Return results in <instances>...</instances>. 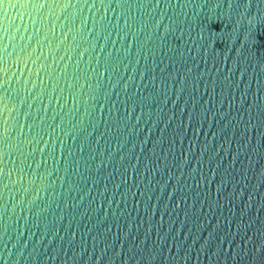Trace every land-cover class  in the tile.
<instances>
[{"label":"water","instance_id":"95a60500","mask_svg":"<svg viewBox=\"0 0 264 264\" xmlns=\"http://www.w3.org/2000/svg\"><path fill=\"white\" fill-rule=\"evenodd\" d=\"M4 3L0 264H264V0Z\"/></svg>","mask_w":264,"mask_h":264},{"label":"snow or ice","instance_id":"6c2138e0","mask_svg":"<svg viewBox=\"0 0 264 264\" xmlns=\"http://www.w3.org/2000/svg\"><path fill=\"white\" fill-rule=\"evenodd\" d=\"M9 2H10V0H9ZM0 4H5L4 3V0H0ZM39 4V7L41 8V7H44L45 5L44 4H42V3H38ZM122 5H126V4H122ZM127 7H132V5H127ZM138 7H142V5H140V6H138ZM6 130L7 129H5V133H6Z\"/></svg>","mask_w":264,"mask_h":264},{"label":"clouds","instance_id":"9594fccd","mask_svg":"<svg viewBox=\"0 0 264 264\" xmlns=\"http://www.w3.org/2000/svg\"><path fill=\"white\" fill-rule=\"evenodd\" d=\"M63 7H67V5H64ZM6 132H7V130H6Z\"/></svg>","mask_w":264,"mask_h":264}]
</instances>
